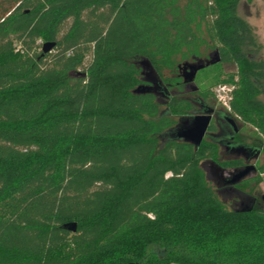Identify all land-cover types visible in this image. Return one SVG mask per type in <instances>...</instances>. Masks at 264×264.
I'll return each mask as SVG.
<instances>
[{
  "label": "trees",
  "instance_id": "obj_1",
  "mask_svg": "<svg viewBox=\"0 0 264 264\" xmlns=\"http://www.w3.org/2000/svg\"><path fill=\"white\" fill-rule=\"evenodd\" d=\"M239 2L0 0V264H264V206H228L201 166L242 160L161 140L194 104L135 91L142 62L180 88L177 59L217 49L196 93L214 106L230 86L226 112L264 150L262 46Z\"/></svg>",
  "mask_w": 264,
  "mask_h": 264
},
{
  "label": "rangeland",
  "instance_id": "obj_2",
  "mask_svg": "<svg viewBox=\"0 0 264 264\" xmlns=\"http://www.w3.org/2000/svg\"><path fill=\"white\" fill-rule=\"evenodd\" d=\"M238 14L244 18L248 24L251 26L253 32L256 35L257 41L259 44H261V57L264 58V0H240L238 5ZM214 49H208L201 55L203 58H207L209 53H211ZM178 64L183 63L185 60H191L190 58L187 59H177ZM142 71H147V67L145 64H141ZM221 67L223 71H231L234 70L235 67L233 64H221ZM179 73V71H177ZM216 73V70H211L208 73H206L207 82H210L212 80V77ZM144 75V74H143ZM164 77H172L173 73L169 72L168 70L163 71ZM201 79H204V73L202 74ZM213 92L215 93L217 97V106L216 108H223L227 109V99L228 96L226 94V91L230 88L228 85H223L220 83L212 84L211 86ZM182 89H184L182 87ZM181 89V90H182ZM176 93V90L174 94ZM191 93L189 90L179 93L178 95H185L188 96V94ZM195 94L191 93L189 96H193ZM161 97V96H160ZM165 99V97H161ZM166 109V105L164 102H161L159 106V112ZM176 119V117H175ZM238 126V134L236 135V138L239 142L252 145V146H259V138L260 135L257 133L255 128L249 124H243L241 125L238 121L236 122ZM242 157V155H236L230 153L229 155L221 156L223 159L225 158H231V157ZM264 162V150H261L259 156L257 158H252L250 160V164L254 165L256 168ZM207 165H210L208 161H203L202 168L204 169L205 174L208 175V179L210 181L211 186L213 187L214 191L218 195V197L229 206H239L241 207L242 199L239 198L238 194L233 190L234 188L240 192H243L246 195L252 196L255 195L257 197V204L264 206V199H262V196H264V173L260 172H251L246 177L242 178L238 183L236 184H219L218 180L209 174V170L207 169ZM230 170L223 171V175L226 177L228 174H230ZM231 175V174H230ZM236 185V186H235ZM227 186H230L231 190L228 191Z\"/></svg>",
  "mask_w": 264,
  "mask_h": 264
},
{
  "label": "water",
  "instance_id": "obj_3",
  "mask_svg": "<svg viewBox=\"0 0 264 264\" xmlns=\"http://www.w3.org/2000/svg\"><path fill=\"white\" fill-rule=\"evenodd\" d=\"M53 46L52 42H46L43 44L42 49L44 52L50 50ZM220 61V56L218 54L217 49H214L211 53H209L207 58H200V57H193V61H184L182 64H180L178 67L179 69L186 70L187 72L184 73V81L191 83L195 77V74L198 70L215 64ZM142 64H145L146 67L150 68L148 63L142 62ZM154 84L160 85V90L164 92V88L161 84H159V79L154 76V79L150 80ZM192 85V84H191ZM146 86L139 85L135 91H145L149 90L148 88H145ZM192 89L196 88L195 85L191 87ZM204 113L201 114H195L191 116L188 120L183 119L182 122L179 125H176L175 127H171L164 131L163 133L160 134V139H173V140H184L186 142H189L194 146V148H197L206 132V129L209 125L210 119H211V113L213 111V108L211 107H206L204 110ZM225 119L227 123L231 127V134L229 137H233L234 134L238 131V126L236 124L235 119L227 112L224 114ZM227 146L230 149H233L232 151L234 153H237L238 155L245 156L246 161L249 162L252 158H257L261 152V148L258 146H252V145H247L241 142H230L227 143ZM215 165V164H214ZM219 169H222L220 166H218ZM256 168L252 164H247L243 168H235L230 172L229 177H225L223 175V171L220 173V180H222V184H236L238 183L242 178L246 177L248 174L251 172L255 171ZM243 200V203L240 208H248L250 207L253 202L254 198L252 196L246 195L243 192H240L236 190L235 188L233 189ZM232 190V191H233ZM69 229L75 230V224L74 223H69L66 225ZM135 264H141V263H135Z\"/></svg>",
  "mask_w": 264,
  "mask_h": 264
},
{
  "label": "flooded vegetation",
  "instance_id": "obj_4",
  "mask_svg": "<svg viewBox=\"0 0 264 264\" xmlns=\"http://www.w3.org/2000/svg\"><path fill=\"white\" fill-rule=\"evenodd\" d=\"M194 57H200V58H203L201 56H194ZM191 60L190 61H193V57L190 58ZM204 59V58H203ZM185 61H189V60H185ZM184 62V61H183ZM182 64V63H181ZM180 64L177 65V71H179V73H177V76L180 77L181 79V85H180V88L178 87H175L173 89H168L164 86V84L159 80V84H161L164 88V92L166 94H163V91H161L160 89V85L158 84H154L153 82H151L150 80H152V78L154 79V72L151 70V68H148L147 67V71H142V79H143V83L141 85L143 86H146L145 88H148L149 90H152V91H156L158 90L161 95H167L169 97L171 96H174V97H178V98H181V99H186L188 100L189 102L193 103L194 104V108L191 109L187 114L185 115H179L178 117H176L175 119V123L172 127H175L176 125H179L183 119H186L188 120L191 116L195 115V114H201V113H204V109L206 107H211L213 108V111L212 113L210 114L211 115V119H210V122H209V125L206 129V132L204 134V137L202 139L203 140H210L212 141L213 143H215L218 147V153H219V156L221 159H223L221 156H224V155H229L230 153H234L232 150L233 149H230L228 146H227V143H230V142H239L236 138V135L238 134V131L234 134L233 137H229V135L231 134V127L230 125L227 123L226 119H225V113L226 110L223 109V108H216L217 106V103L214 105V106H210L208 105L206 102L203 101V99L196 93L197 91V85H196V82H195V78L198 74V72L201 70H198L195 74V77L193 79V81L191 83L189 82H185L184 81V73L187 72L186 70H183V69H179V66ZM203 69V68H202ZM144 74V75H143ZM192 84V85H191ZM195 85L196 88L192 89L191 87ZM182 87L184 89H182ZM182 89V90H181ZM176 90V93L174 94ZM183 90L185 91H190L191 93L195 94L193 96H189L191 93L188 94V96H185V95H178L179 93L183 92ZM157 92V91H156ZM164 96V97H165ZM233 117V116H232ZM234 118V117H233ZM235 119V118H234ZM235 121L237 122V120L235 119ZM213 124L214 126V130H209V127L210 125ZM171 128V127H170ZM182 140V139H180ZM184 141V140H183ZM201 141V142H202ZM236 155H238L237 153H234ZM234 158H238V159H241L242 162H243V165L242 166H237V167H232V168H223V169H219V167L217 165H214L212 162L208 161V163L210 165H207V169L209 170V174L214 176L219 184H222V180H220V173L222 170L226 171V170H234L235 168H243L245 167L247 164H250V161L247 162L246 161V158L245 156H242V157H231V158H225V159H234ZM256 168V167H255ZM256 172V170H255ZM230 175L228 174L226 177H229ZM224 185V184H222ZM228 188V191L230 192L231 190L230 189V186L227 187ZM252 197L254 198V201L255 203L257 202V197L255 195H252ZM262 199H264V196H262ZM243 203V201H242ZM242 203H239L242 205Z\"/></svg>",
  "mask_w": 264,
  "mask_h": 264
}]
</instances>
